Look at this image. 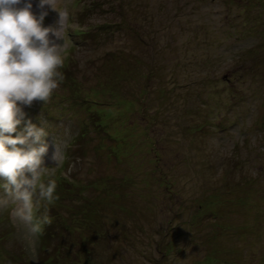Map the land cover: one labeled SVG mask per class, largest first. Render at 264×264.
I'll return each mask as SVG.
<instances>
[{
  "label": "rangeland",
  "instance_id": "1",
  "mask_svg": "<svg viewBox=\"0 0 264 264\" xmlns=\"http://www.w3.org/2000/svg\"><path fill=\"white\" fill-rule=\"evenodd\" d=\"M26 2L64 16L24 108L59 199L39 236L0 207V264H264V0Z\"/></svg>",
  "mask_w": 264,
  "mask_h": 264
},
{
  "label": "clouds",
  "instance_id": "2",
  "mask_svg": "<svg viewBox=\"0 0 264 264\" xmlns=\"http://www.w3.org/2000/svg\"><path fill=\"white\" fill-rule=\"evenodd\" d=\"M52 3L39 0V8L54 9ZM46 15H34L26 0H0V207L14 203L11 215L28 225L34 236L51 224L47 206L59 199L55 180L43 179L51 170L45 157L54 146L55 166L63 158L60 148L49 144L48 131L24 111L34 102H48L64 80L59 71L63 45L50 39H61L64 16L59 13L58 27H43Z\"/></svg>",
  "mask_w": 264,
  "mask_h": 264
},
{
  "label": "trees",
  "instance_id": "3",
  "mask_svg": "<svg viewBox=\"0 0 264 264\" xmlns=\"http://www.w3.org/2000/svg\"><path fill=\"white\" fill-rule=\"evenodd\" d=\"M43 232H44V231H43ZM44 234H45V232H44ZM61 251H62V250L60 249L59 252H61Z\"/></svg>",
  "mask_w": 264,
  "mask_h": 264
}]
</instances>
